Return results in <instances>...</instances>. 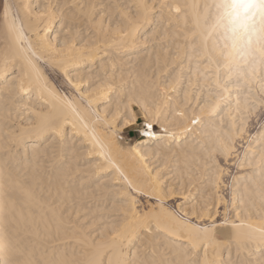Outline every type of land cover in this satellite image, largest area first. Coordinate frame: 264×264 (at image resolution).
<instances>
[{"label":"bare ground","instance_id":"6f19581e","mask_svg":"<svg viewBox=\"0 0 264 264\" xmlns=\"http://www.w3.org/2000/svg\"><path fill=\"white\" fill-rule=\"evenodd\" d=\"M5 2L15 6L10 9L8 23H11L15 16L17 26H23L24 38L17 40L13 34L8 33L2 12L0 59L7 54L14 63L16 73L20 74L25 55L32 51L40 56L37 64L51 94L46 92L41 96L33 90L26 99H30L35 111L46 115L49 123L60 132L59 135L49 133L46 139L39 142L38 151L42 156H46L54 169L53 193L56 185L62 181L70 194L67 203L72 213V222L82 224L91 233V237L99 239L100 233L106 231L109 218L115 214L110 200H102L101 196L115 193L122 183L114 166L135 179L136 173L146 165L153 170V175L157 169H162L161 177L164 183L184 184V195L189 197L188 201H184L183 196L173 197L166 201L170 210L179 212L182 205L184 210L190 209L192 204L197 207L206 205L216 216L217 235L214 247L208 249L209 261L215 264H258L264 261V245L248 238L253 230L264 227V204L255 185L248 179L253 171L258 172V169L238 165V161L245 160L246 154L251 159L253 152L260 147L257 140L264 133V122L252 133L249 129L251 118H258L262 110L257 108L248 115L246 123L242 124L239 119L236 120V124L243 131L234 136L231 154L228 157L218 156L220 166L224 169L219 182H216L214 177L209 179L211 174L198 160L204 155L201 145L208 143V133L213 125H220L221 116L227 112L225 109V112H220L219 115L210 114V105L215 102L214 91L210 88L211 80L206 78V64L201 62L200 53L195 50L200 43L199 37L197 36L195 44L193 42V33L199 32L195 24L197 9L194 6L200 5L199 12L202 14L203 5L211 0H144L150 10L146 19H140L132 39L122 37L120 30L126 28V17L129 13L134 15L135 8L130 6L135 5L137 0ZM90 3L104 5L102 11L106 15L102 29L100 26L94 27L91 35L87 25L83 26L84 39L88 47L93 49V59L85 61L81 64L80 71L73 73V76L83 78L82 87L87 89L81 99L80 93L68 82L71 78L66 77L64 72L54 65L53 47L62 43V37L57 35L60 24L56 20L41 23L44 18L38 14L46 10V4H52L56 6L53 11L57 17L61 13L67 18L79 17V10L75 6ZM177 7L180 8L179 12L176 11ZM96 19L99 21L100 17L97 16ZM122 39L126 42L119 43ZM58 76L61 77L59 84L56 80ZM113 76L116 85L114 90H105L103 96L94 91L104 80ZM75 82L73 80V83ZM89 82L93 83L94 88L87 87ZM33 88L35 89V85ZM65 97L74 101L75 111L64 102ZM130 99L135 101L131 106L132 111L136 112L135 107H138L143 118L145 117L142 105L160 107V119L163 123L154 124L156 138L149 140L141 134L140 138L128 142L120 136L124 130L120 118L124 117L127 111L125 106L129 104ZM193 117H199L200 122L191 124ZM106 122L112 124L115 137L112 132L105 135V130L109 127ZM226 124L231 127V122L227 119ZM18 126L20 121L16 119L15 113L5 120L4 112L0 108V167L5 159H8L10 166H18L17 161L23 160L26 149L28 156L32 155V141H28L26 145L11 143V129ZM164 127L176 132L179 139L174 141L166 136ZM93 128L100 138V143L91 140ZM185 128L191 131L185 133L182 131ZM120 140H123L122 143ZM5 149H10V152ZM102 152H109L111 161L106 160L101 155ZM141 156L145 159L141 160ZM60 161H63L65 166L71 165L69 179H64L62 172L56 168ZM221 161L227 167H224ZM165 163L167 168L164 167ZM230 166L236 168V172L231 175L228 168ZM14 174L22 182L30 183V170L26 171L21 167L20 172ZM226 176L230 177L228 184H225ZM253 179L258 182L259 177L254 176ZM42 187L43 191L41 187L33 188L39 203H24L14 188H6L0 183V235L6 226L3 206L6 197L11 195L17 200V206L7 223L9 231H19L23 242L28 244L33 239L28 234L33 228L38 227L43 233L45 223H50L53 225L50 233L52 238L47 242L61 250L67 249L70 253L73 247L79 246L64 228L56 230L55 221L49 211V202L54 196L48 195L47 180ZM139 199L141 210L146 204L152 203L147 198ZM56 200L59 211L64 206L59 204V198ZM105 203L109 211L99 212L97 206H104ZM118 208L119 206L117 210ZM226 210L229 213L227 224L224 223ZM217 213L219 215H216ZM64 219L67 221V213ZM233 224L236 227H233ZM159 235L161 240L166 237L163 232ZM200 258L204 259L203 250H200Z\"/></svg>","mask_w":264,"mask_h":264},{"label":"snow or ice","instance_id":"6c2138e0","mask_svg":"<svg viewBox=\"0 0 264 264\" xmlns=\"http://www.w3.org/2000/svg\"><path fill=\"white\" fill-rule=\"evenodd\" d=\"M13 7L15 6L6 3L5 0H0V9L8 33L13 34L17 40H22L23 26H17L15 16L11 23H8L9 12ZM55 7L46 4V10L38 14L44 18L40 22L50 23L56 20L60 24L57 35L62 37V43L53 47L54 65L59 67L66 77L71 78L68 82L83 99V94L87 90L82 87L83 78L73 76V73L80 71L81 64L93 59V49L88 47L84 39L83 26L87 25L90 35L94 27L100 26L102 29L106 15L102 9L105 6L102 4L98 6L96 3L78 4L75 7L79 10V17L70 18L62 13L57 17L53 11ZM130 7L135 8V13L134 15L129 13L126 17V28L121 29L120 34L124 38L132 39L135 37L140 19L147 18L150 6L144 0H137V3ZM194 7L197 9L195 24L199 32L193 33V42L195 44L198 36L200 43L195 50L200 53L201 62L206 64V78L211 80L210 88L214 91L215 102L210 105V114L219 115L227 109L225 115L220 118V125H213L208 133V143L201 145L204 155L198 158L211 174L209 179L212 180L214 177L216 182H219L224 169L220 166L218 156L228 157L233 151L234 136L243 131L236 124V120L239 119L242 124L246 123L247 116L257 108L264 110V0H211L210 3L203 5L202 14L199 12L200 5ZM176 11L179 12L180 8L177 7ZM97 16L100 17L99 21L96 19ZM124 42H126L124 39L119 41ZM96 50L98 51V46ZM39 59L40 56L30 51V54L23 58L20 74L16 73L14 63L7 54L0 59V108L4 112L5 120L10 119L15 113L16 119L20 121V126L11 129L13 134L11 143L26 145L28 141L33 142L31 157L28 156L26 149L23 160L17 161L18 166L12 167L8 159L4 160L3 166L0 167V183L6 188H14L22 202L39 203L33 188L41 187L43 191L42 186L47 180L48 195L54 196L49 202V211L55 221L56 230L64 228L75 238L79 247H73L69 253L67 249L61 250L48 243L47 241L52 238L50 233L53 225L47 222L43 233L38 227L33 228L28 233L33 239L25 244L19 231H9L7 228L9 217L13 215L17 206V200L8 195L3 206L6 226L0 235V264H215L207 259V254L208 249L215 244L216 216L206 205L197 207L196 204H192L188 210H184L182 205L179 212L170 210L166 205L167 200L183 196L184 201H188L189 197L184 195V184L164 183L161 177L162 169H157L153 175V170L145 165L136 173L134 179L114 166L122 183L115 193L101 196L102 200H110L115 214L109 218L106 231L100 233L99 239L91 237V233L82 224L72 222V213L67 203L70 194L62 181L56 185L53 193L54 169L46 156H42L38 151L39 142L46 139L49 133L59 135L60 132L49 123L46 115L35 111L30 99H26L33 90L41 96L49 92L47 81L37 64ZM73 80L76 82L73 83ZM87 87L94 88V85L89 82ZM115 88L113 76L104 80L100 87L94 88V91L103 96L105 90L111 91ZM64 102L75 111L72 99L65 97ZM134 102L130 99L129 104L125 106L126 119L120 118L121 127L124 130L136 128L149 140L156 138L154 124L163 123L160 119V107L142 105L145 119L141 128L137 123L139 114L131 108ZM226 119L231 122V127L226 124ZM113 120H116L115 116ZM199 122V117H193L190 121L191 124ZM106 123H109V127L105 130V135L112 132L115 137L112 124ZM163 131L172 140L179 139L178 134L171 132L168 127H164ZM182 131L186 133L191 129L185 128ZM91 140L95 143L101 142L95 128L92 129ZM257 143L260 147L253 152L252 158L249 159L246 154L245 160L238 161V165L258 169V172L253 171L248 179L255 185L257 194L264 204V133L259 136ZM5 151L10 152V149ZM101 155L111 161L109 152H102ZM140 158L145 159L143 156ZM21 167L31 171L30 183L22 182L14 174L20 172ZM164 167H168L167 163ZM56 168L62 172L64 179L70 178V164L65 166L64 162L60 161ZM187 168L186 159L185 169ZM254 176L259 177L258 182L253 179ZM141 197L152 201L151 204H146L143 210L139 207ZM56 198H59V204L64 206L59 211ZM97 210L101 213L109 211L106 203L104 206L98 205ZM65 213L68 216L67 221L64 219ZM228 215L226 210L225 224L228 223ZM103 219L101 215V220ZM233 227L236 225L233 224ZM161 232L166 233L164 240L160 239ZM248 238L264 245V227L253 230ZM200 250L204 252L203 260L200 258ZM258 264H264V261Z\"/></svg>","mask_w":264,"mask_h":264},{"label":"rangeland","instance_id":"374dc122","mask_svg":"<svg viewBox=\"0 0 264 264\" xmlns=\"http://www.w3.org/2000/svg\"><path fill=\"white\" fill-rule=\"evenodd\" d=\"M1 13H2V9H0V21H1ZM57 82L59 84V82L61 81V77H57ZM59 80V81H58ZM61 86V84H60ZM63 87V85H62ZM135 110L136 112L139 114L138 115V118H137V123L140 125V127L142 128L143 127V122H144V119L143 118V115L140 111V109L138 107H135ZM261 122V123H260ZM264 122V110H262L257 117H252L251 118V127H250V132H254L256 129H258L259 126H261V124ZM260 128V127H259ZM121 137H123L124 141H128V142H132L134 141L135 139H138L140 138V132L136 130V128H132L131 130H123V132L120 134ZM121 141V140H120ZM123 141V140H122ZM222 164L224 165V167H227L225 166L224 162L221 161ZM229 168V174L231 175L232 173H235L236 172V168L235 166H230L228 167ZM230 177L229 176H226L225 177V181L226 183L225 184H228V181H229ZM226 190L224 191V193L226 194L227 193V187L225 188ZM220 219V218H219Z\"/></svg>","mask_w":264,"mask_h":264},{"label":"built area","instance_id":"2783aa9c","mask_svg":"<svg viewBox=\"0 0 264 264\" xmlns=\"http://www.w3.org/2000/svg\"><path fill=\"white\" fill-rule=\"evenodd\" d=\"M140 137H141V133H140Z\"/></svg>","mask_w":264,"mask_h":264}]
</instances>
